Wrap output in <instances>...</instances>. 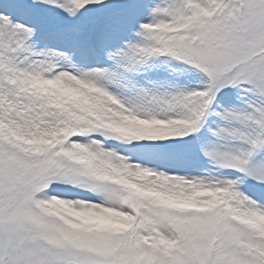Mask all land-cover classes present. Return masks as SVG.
<instances>
[{"label": "snow or ice", "instance_id": "1", "mask_svg": "<svg viewBox=\"0 0 264 264\" xmlns=\"http://www.w3.org/2000/svg\"><path fill=\"white\" fill-rule=\"evenodd\" d=\"M0 264H264V0H0Z\"/></svg>", "mask_w": 264, "mask_h": 264}]
</instances>
